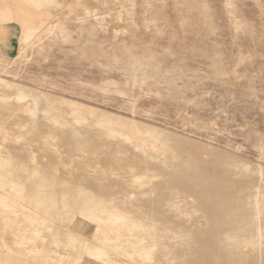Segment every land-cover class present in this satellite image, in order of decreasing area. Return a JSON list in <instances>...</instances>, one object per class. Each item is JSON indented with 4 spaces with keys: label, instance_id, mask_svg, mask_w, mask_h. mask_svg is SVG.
Segmentation results:
<instances>
[{
    "label": "rangeland",
    "instance_id": "1",
    "mask_svg": "<svg viewBox=\"0 0 264 264\" xmlns=\"http://www.w3.org/2000/svg\"><path fill=\"white\" fill-rule=\"evenodd\" d=\"M0 32V264H264V0H0Z\"/></svg>",
    "mask_w": 264,
    "mask_h": 264
},
{
    "label": "crops",
    "instance_id": "2",
    "mask_svg": "<svg viewBox=\"0 0 264 264\" xmlns=\"http://www.w3.org/2000/svg\"><path fill=\"white\" fill-rule=\"evenodd\" d=\"M15 10L17 12V18L20 21L22 28H23V34H24V24L25 23H37V19L35 18V14L28 10L23 4L20 2H15ZM1 33V32H0ZM5 45L4 48L7 50H12L13 45H9V43H3Z\"/></svg>",
    "mask_w": 264,
    "mask_h": 264
}]
</instances>
